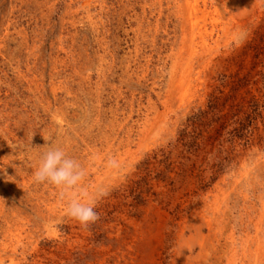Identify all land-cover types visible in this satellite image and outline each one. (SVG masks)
Instances as JSON below:
<instances>
[{
  "label": "rangeland",
  "instance_id": "rangeland-1",
  "mask_svg": "<svg viewBox=\"0 0 264 264\" xmlns=\"http://www.w3.org/2000/svg\"><path fill=\"white\" fill-rule=\"evenodd\" d=\"M0 264H264V0H0Z\"/></svg>",
  "mask_w": 264,
  "mask_h": 264
},
{
  "label": "clouds",
  "instance_id": "clouds-1",
  "mask_svg": "<svg viewBox=\"0 0 264 264\" xmlns=\"http://www.w3.org/2000/svg\"><path fill=\"white\" fill-rule=\"evenodd\" d=\"M108 163L110 166H116L114 159H110ZM85 174L82 165L68 156L62 148L49 146L47 151L42 153L39 166L32 176L34 183L47 182L60 189L61 198L68 197L66 214L87 228L100 219L99 213L94 210V203L82 202L72 194L83 181ZM82 194L87 195L86 192Z\"/></svg>",
  "mask_w": 264,
  "mask_h": 264
},
{
  "label": "bare ground",
  "instance_id": "bare-ground-1",
  "mask_svg": "<svg viewBox=\"0 0 264 264\" xmlns=\"http://www.w3.org/2000/svg\"><path fill=\"white\" fill-rule=\"evenodd\" d=\"M197 5V4H196ZM204 6H205V3H204ZM206 7V6H205ZM200 9V8H199ZM205 9V8H204ZM204 11V10H203ZM209 12V11H208ZM215 21V20H214ZM195 23V22H194ZM207 27V26H206Z\"/></svg>",
  "mask_w": 264,
  "mask_h": 264
}]
</instances>
